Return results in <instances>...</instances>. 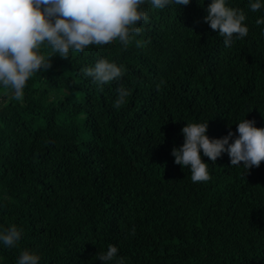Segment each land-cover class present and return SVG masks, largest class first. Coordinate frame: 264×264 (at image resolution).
Returning a JSON list of instances; mask_svg holds the SVG:
<instances>
[{
	"label": "trees",
	"instance_id": "1",
	"mask_svg": "<svg viewBox=\"0 0 264 264\" xmlns=\"http://www.w3.org/2000/svg\"><path fill=\"white\" fill-rule=\"evenodd\" d=\"M209 2L148 9L127 46L53 55L19 101L0 89V226L23 229L0 264L23 249L39 264H101L109 244L125 264H264V160L246 173L227 152L202 155L210 178L193 182L172 155L187 121L209 120L210 138L244 117L264 127V12L228 0L249 32L226 47L203 19ZM99 58L122 78L84 77Z\"/></svg>",
	"mask_w": 264,
	"mask_h": 264
},
{
	"label": "clouds",
	"instance_id": "2",
	"mask_svg": "<svg viewBox=\"0 0 264 264\" xmlns=\"http://www.w3.org/2000/svg\"><path fill=\"white\" fill-rule=\"evenodd\" d=\"M191 0H0V89L15 100L23 98L27 81L33 74L50 66V57H69L70 51L83 52L90 45H106L119 41L127 46L133 34L141 32V21L148 23V9L188 5ZM203 6V0H197ZM147 6V7H146ZM251 12H264V0H248ZM204 21L218 30L225 46L234 38L248 35L245 12L230 6L228 0H210ZM264 25V15L255 20ZM264 36V27L260 29ZM80 72L103 86L123 76V67L107 58H99ZM115 106L125 103L129 91L117 89ZM208 121L188 122L180 129L183 143L172 148L174 163L187 166L193 182L207 181L209 164L227 152L232 166L243 165L246 173L264 160V127L253 119L236 122L235 134L230 129L219 138L207 135ZM231 141V142H230ZM240 162H243L242 164ZM23 229L15 224L0 226V245L14 247L21 240ZM96 259L101 264H125L118 248L109 244ZM40 256L30 250L20 251L15 264H39Z\"/></svg>",
	"mask_w": 264,
	"mask_h": 264
}]
</instances>
